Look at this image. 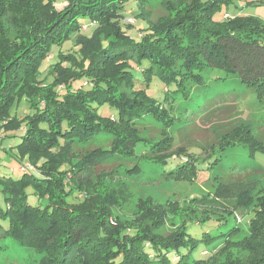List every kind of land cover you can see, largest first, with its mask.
Wrapping results in <instances>:
<instances>
[{
    "label": "trees",
    "instance_id": "obj_1",
    "mask_svg": "<svg viewBox=\"0 0 264 264\" xmlns=\"http://www.w3.org/2000/svg\"><path fill=\"white\" fill-rule=\"evenodd\" d=\"M146 1L68 0L62 11L43 13L44 0H0V129L6 137L20 132L17 162L35 167H18L22 174L16 179L0 178L1 238L34 252L35 264H264L263 185L217 179L213 197L171 204L165 211L151 199L134 203L125 183L108 189L104 174L95 175V166L120 157L136 160L130 169L119 165L128 178L138 177L144 163L160 168L167 179H189L213 169L215 149L222 146L243 144L251 157L264 152L240 119L219 128L215 143L198 147L206 152L202 158L176 147L167 131L181 124L168 104L176 96L186 98L209 68L264 95V23L245 16L215 19L229 0H187V6L168 0L166 10L174 15L162 29L147 24L140 38L133 31L126 36L123 6L135 2L138 16ZM106 25L110 33L102 31ZM72 35L78 49L59 52L48 68L51 82L40 80L53 49ZM155 78L163 85L161 104L147 92ZM81 80L87 85L72 89ZM23 99L31 116L11 117ZM147 116L165 127L160 139L140 135L137 126ZM104 135L107 148L89 147ZM174 158L180 162L172 167ZM28 189L42 205L28 203ZM74 193L83 200L71 203ZM238 211L251 215L241 240L232 239V232L212 237L193 229L211 221L226 225ZM169 216L180 219L174 230L165 229Z\"/></svg>",
    "mask_w": 264,
    "mask_h": 264
},
{
    "label": "rangeland",
    "instance_id": "obj_2",
    "mask_svg": "<svg viewBox=\"0 0 264 264\" xmlns=\"http://www.w3.org/2000/svg\"><path fill=\"white\" fill-rule=\"evenodd\" d=\"M167 1L147 0L140 8L141 14L138 16H136L138 12L136 11L135 2L125 4L121 22L125 35L127 36V33L133 31L140 38L142 34L140 29L145 28L147 24L153 29L157 28L158 31L162 29L166 25L165 22L174 15V13L166 10ZM207 1L210 2L212 0ZM45 2L47 0H44ZM188 3L187 0H184V5L187 6ZM49 4L45 3L46 7L41 10L43 13L51 9V13H58L68 6L69 2L68 0H53ZM235 16L250 17L264 23V0H229L227 6L222 7L215 15V19L229 20ZM87 27V25L82 24L81 31L89 34L90 31L87 32ZM108 29L110 27L106 25V27L102 28V31L110 33ZM74 43L75 36L72 35L70 40L64 43L62 47L53 49L52 56H49L42 65L40 80L51 82L48 68L55 62L56 55L59 52L68 54L76 51L78 47H75ZM119 69L121 67L110 69L106 74H114ZM200 77L202 78V83L188 88L186 98L176 96L168 104L171 114L181 120V124L176 122L174 126L167 129L175 137V146H184L187 152L202 158L206 155V152H202L198 147L215 143L217 141L216 131L219 128L232 126L237 123L238 119L244 120L250 128L252 136H256L259 142L264 145V95L259 97L253 91L248 90L239 82L236 76L223 80L225 72L220 69L209 68V71H204ZM86 85V82L82 80L75 81L72 84V89L75 90L77 87H85ZM147 92L157 99L160 104L162 103L164 95L163 85L156 78ZM101 112H103L102 109H100ZM32 113L33 110L30 108L28 101L23 99L18 106L16 105L12 108L10 115L21 120L26 116H31ZM104 115L113 116L108 110H105ZM185 122L187 123L186 126L179 130L180 127L185 125ZM2 124L5 125L4 122ZM137 128L142 137L153 140L160 139L162 131L165 130L161 123L154 121L153 118L148 116ZM0 132L3 134L2 139H0V178H19L22 173L18 170V167L24 166L26 163L34 170L35 167L28 162L21 166L17 162L16 145L20 141V132L13 133L9 137L4 135L6 133L4 130L0 129ZM108 145L109 138L104 135L95 143L90 144L89 147L107 148ZM222 147L215 149L218 159L213 169L198 171L196 178L191 176L189 179H167L165 175L162 176L160 168L144 163L139 166L141 174L138 177L128 178L119 169V165L130 169L134 166L136 160L120 157H116L113 161L103 165L95 166L94 172L96 176L104 174L102 178L108 189H117L121 183H125L128 186L127 188L133 193L134 203H137L138 199L141 202L151 199L153 203L160 205L165 211L171 204L176 203V205L182 207L194 198L213 197L216 191L217 179L224 183L248 180L264 186V152L256 151L254 157H251L248 148L243 144L225 145ZM137 152L143 153L144 151L138 148ZM178 162L180 161L175 158L170 161L172 167ZM205 164L203 165L205 166ZM115 168L119 171L115 170ZM110 175L113 178L108 181L107 178ZM94 186L97 188V183H94ZM27 193L29 204L33 206L42 205V202H39L33 195L32 189H28ZM81 200H83L82 195L77 193H74L69 198L71 203H78ZM250 216L245 214V212L238 211L234 216L226 218V225L211 221V223L203 227H193V229H197L199 233L209 231L212 237L223 236L232 232V239L241 240L246 235ZM212 218L218 219V216L212 215ZM168 220L166 230H174L179 225L180 219L178 217L169 216ZM110 221L114 224L113 220ZM1 236L0 264H35L39 259L34 252L20 247L13 239L1 238ZM200 254L201 250L196 253V256H200ZM173 259L176 260V257H173Z\"/></svg>",
    "mask_w": 264,
    "mask_h": 264
},
{
    "label": "built area",
    "instance_id": "obj_3",
    "mask_svg": "<svg viewBox=\"0 0 264 264\" xmlns=\"http://www.w3.org/2000/svg\"><path fill=\"white\" fill-rule=\"evenodd\" d=\"M2 135L3 134L0 132V139L2 138ZM25 169L31 170L32 168L30 167L29 164L26 163L24 166L20 167V170H25Z\"/></svg>",
    "mask_w": 264,
    "mask_h": 264
}]
</instances>
